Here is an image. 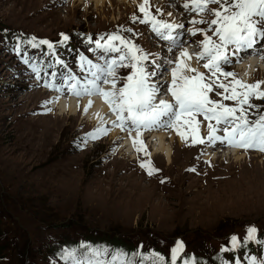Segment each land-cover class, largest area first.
I'll list each match as a JSON object with an SVG mask.
<instances>
[{
	"label": "rangeland",
	"instance_id": "1",
	"mask_svg": "<svg viewBox=\"0 0 264 264\" xmlns=\"http://www.w3.org/2000/svg\"><path fill=\"white\" fill-rule=\"evenodd\" d=\"M142 2L130 1L128 5L110 0L95 6L86 1L78 5L75 0H0V31L22 37L20 43L29 47L27 57L42 56L47 64L59 68L65 63L59 41L61 34L68 35L66 55L70 58L74 54L71 62L76 68L80 53L94 48H86L81 32L100 34L93 37L94 43L105 33L131 29L135 35H124L159 62L169 57L166 47L131 25ZM150 3L172 21L182 12L178 0ZM190 20L181 22L185 28L180 31L185 44L197 48L203 36L188 33L193 27ZM26 36L35 37L37 46L33 47ZM40 40L53 43V51L40 45ZM189 48V53L196 50ZM56 53L60 54L59 64ZM190 63L206 72L203 62ZM8 65L0 53V242L8 247L0 264H18V253L27 244L20 264H45L41 253L51 237L60 243L71 236L105 238L129 251L134 241L149 240L169 248L170 258L177 240L184 244L181 255L193 257L191 251L201 253L206 246L225 247L232 235L244 238L249 226L264 231V158L248 155L241 162L219 158L202 168V176L197 177L192 169L199 168L194 158L199 147L187 138L183 151L174 141L171 163L163 157L156 159L148 149L140 159L150 160V166L162 173L147 178L127 156L125 147L121 149L116 143L117 136L81 150L80 137L94 127L86 121L81 124V115L68 120L50 109L49 115L39 116L36 110L45 107L41 104L46 96L21 91V82L9 79L11 73L5 72ZM163 74L167 76L161 85L171 79L170 73ZM235 74L243 79L240 73ZM263 80L258 70L248 83ZM164 92L167 95L166 87ZM210 96L221 99L215 92ZM261 106L264 108V102ZM42 117L49 119H38ZM153 251L163 254L161 249Z\"/></svg>",
	"mask_w": 264,
	"mask_h": 264
},
{
	"label": "snow or ice",
	"instance_id": "2",
	"mask_svg": "<svg viewBox=\"0 0 264 264\" xmlns=\"http://www.w3.org/2000/svg\"><path fill=\"white\" fill-rule=\"evenodd\" d=\"M182 7L186 12L200 17L190 20L193 27L187 29L192 36H203L198 43V51L189 53L185 47L180 31L185 28L183 23L160 19L161 10L157 9L156 14H153L150 0H143L138 6L142 18L134 15L133 23L139 20L149 25L156 37L167 42L169 54H174V50L178 49L179 54L175 55V59L169 56L161 62L156 61L151 52L124 35L125 32L132 33L131 29H118L97 38L94 41L95 48L89 49L97 54L98 62L80 55L78 66L82 71L87 66L82 77L69 71L61 76V82L57 84V73L53 72V81L46 82L45 87L58 93L66 90L77 98L99 96L115 117L113 126L128 133L137 152L143 148L140 141L143 131L164 127L174 129L182 140L186 139L187 131L192 136L193 145L219 142L231 148L264 153V112L260 111L261 106L252 103L253 99L264 100V90L261 89L264 82L247 83L225 69L226 65L233 63V58L239 62L242 58L240 54L248 53L249 50L264 60V51H257L258 45H264V0H185ZM196 25L207 27L197 28ZM68 40V35L61 34L60 43ZM29 43L33 47L37 46L34 37ZM87 43H93L92 37H88ZM39 44L47 45L50 52L54 49L47 40H40ZM16 52L20 54L19 48ZM193 59L197 65L203 62L202 67L206 72L193 67L190 63ZM25 63L28 61L25 60ZM56 63L61 61L57 59ZM149 63L157 70L149 71ZM165 64L167 68L163 67ZM31 67L39 77L41 68L36 64ZM122 68L130 70L124 77L118 74V69ZM163 72L170 73V81L164 85L154 82V78ZM121 80L122 86H118ZM165 87L171 100L160 98L165 94ZM213 92L221 99H212L210 94ZM224 101H232L233 104L230 106ZM91 105L92 100L89 99L85 112ZM251 109L256 110L252 113L255 119H249ZM198 117L208 122L206 137L199 135L201 121ZM106 132V128H98L93 138ZM132 133H135L134 137ZM141 167L146 165L142 163ZM153 171L149 168L148 174L152 175ZM257 233L255 226H249L243 244L259 242ZM229 244L230 248L222 247L221 253L241 247L236 235L230 237ZM183 250V242L177 240L170 249V258L155 251L146 256L141 253L139 264H144L146 260L151 264H196L194 257L181 255ZM136 255L138 253H133V256ZM106 256L107 249L98 248H89L87 258H80L76 248H66L62 253L65 264H135L124 252L113 253L111 260ZM221 264L229 262L221 257ZM234 264L241 262L237 258ZM248 264H264V259L251 257Z\"/></svg>",
	"mask_w": 264,
	"mask_h": 264
},
{
	"label": "bare ground",
	"instance_id": "3",
	"mask_svg": "<svg viewBox=\"0 0 264 264\" xmlns=\"http://www.w3.org/2000/svg\"><path fill=\"white\" fill-rule=\"evenodd\" d=\"M83 1L88 2H93L95 4V6H99L101 4H103L104 2H110V0H75V3H79L78 5H80V3H82ZM119 3L122 4H128L130 5V1L131 2H137L140 0H117ZM79 7V6H78ZM74 9L76 10V5L74 6ZM168 13V12H167ZM169 14V13H168ZM257 68L255 67L254 64L252 65H246L243 64L240 70H236V72L240 73L243 81L245 82H249V79H252L254 76V73L258 74V70H256ZM261 74L264 75V70L262 69ZM264 82V80H263ZM164 85V84H163ZM263 87H264V83H263ZM38 94V93H36ZM40 95H43V93H39ZM89 100H84V101H76V100H64V99H59V100H53L49 97H45V99H43V103L44 105H46L45 109H52L55 111V113L57 114V116H60L59 118H66L68 120H75L76 117H78L79 115H81V124L86 121V123L90 126H97L99 124H101V122L103 121V116H104V111L101 109V106H99V103H96L92 100V105L91 107L88 108L87 112H85V106L88 104ZM75 117V118H74ZM39 120H47L49 119V117H42V118H38ZM58 120V119H56ZM117 134H111V138H116ZM151 149L154 152V157L156 159L163 157L165 159V161L167 163H171L172 162V156L174 154V150H173V146H174V140H171L172 138H170V140H167V135L165 134H158V135H154L151 138ZM179 141V140H178ZM181 141V140H180ZM181 145H179V149H181L183 151V147L182 145H185V143L183 142H178ZM120 148H124V143L120 142L119 143ZM125 151V150H124ZM249 157V156H245V155H241L238 153H234V154H229V153H221V154H212L210 157V160L213 162L218 161L219 158L225 159V160H233L236 162H241L244 158ZM251 157V156H250ZM255 157V156H253ZM264 158V157H263ZM224 160V161H225Z\"/></svg>",
	"mask_w": 264,
	"mask_h": 264
},
{
	"label": "trees",
	"instance_id": "4",
	"mask_svg": "<svg viewBox=\"0 0 264 264\" xmlns=\"http://www.w3.org/2000/svg\"><path fill=\"white\" fill-rule=\"evenodd\" d=\"M1 224H2V220H1V217H0V226H1ZM2 234H3V231L2 230H0V237L2 236ZM7 245L6 246H4L3 245V243L2 242H0V259L1 258H3V256H4V252L7 250ZM29 248V246H28V244H27V247L25 248V249H28ZM25 249L23 250V251H19V255L17 256V260H22V257L24 256V251H25Z\"/></svg>",
	"mask_w": 264,
	"mask_h": 264
}]
</instances>
